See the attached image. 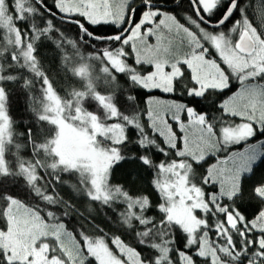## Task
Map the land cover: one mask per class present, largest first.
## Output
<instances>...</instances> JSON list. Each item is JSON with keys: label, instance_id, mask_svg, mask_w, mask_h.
<instances>
[{"label": "snow or ice", "instance_id": "snow-or-ice-1", "mask_svg": "<svg viewBox=\"0 0 264 264\" xmlns=\"http://www.w3.org/2000/svg\"><path fill=\"white\" fill-rule=\"evenodd\" d=\"M0 264H264V0H0Z\"/></svg>", "mask_w": 264, "mask_h": 264}, {"label": "trees", "instance_id": "trees-1", "mask_svg": "<svg viewBox=\"0 0 264 264\" xmlns=\"http://www.w3.org/2000/svg\"><path fill=\"white\" fill-rule=\"evenodd\" d=\"M71 27V26H70Z\"/></svg>", "mask_w": 264, "mask_h": 264}]
</instances>
